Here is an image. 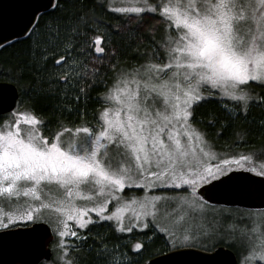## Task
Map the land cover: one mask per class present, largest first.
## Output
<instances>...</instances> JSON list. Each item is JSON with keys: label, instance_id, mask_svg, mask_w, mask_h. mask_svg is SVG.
<instances>
[{"label": "snow or ice", "instance_id": "1", "mask_svg": "<svg viewBox=\"0 0 264 264\" xmlns=\"http://www.w3.org/2000/svg\"><path fill=\"white\" fill-rule=\"evenodd\" d=\"M101 4L120 15L122 23L113 32L90 35L83 15L49 25L50 42L60 39L64 54L55 60L57 71L44 90L56 94L59 88L66 100L86 102L93 87L103 86L95 126L68 127L60 121L55 131H47L34 110H16L0 122V230L49 225L59 237L54 246L58 264H80L74 253L83 243L69 245L68 238L85 242L87 235L79 230L101 222H112L118 233L156 227L168 235L167 246L177 255L197 247L207 251L209 241L213 248L225 242L243 249L240 264H264V228L231 221L222 226L220 220L209 224L197 195L202 185L231 179L232 166L243 167L241 162L251 163L253 156H217L207 132L196 126L197 109L213 98L233 118L247 119L254 105H264V96L254 92L257 85L264 88V0ZM146 18L155 20L147 28L153 40L157 26L163 35L151 52L140 53L142 63L121 67L112 36L126 32L127 46L133 40L143 43L140 29ZM208 124L215 127L216 120ZM235 135L243 140L247 130ZM256 174L264 177V165ZM164 189L185 195L155 194ZM162 209L173 220L171 229L157 224ZM197 219L193 227L190 221ZM142 249L143 243H135V252ZM98 256L100 264H132L103 241Z\"/></svg>", "mask_w": 264, "mask_h": 264}, {"label": "trees", "instance_id": "2", "mask_svg": "<svg viewBox=\"0 0 264 264\" xmlns=\"http://www.w3.org/2000/svg\"><path fill=\"white\" fill-rule=\"evenodd\" d=\"M58 3L59 7H57ZM81 15L85 16L91 25L87 28L90 35H104L113 32L115 26L122 23L120 15L102 6L101 0H56L50 11L39 15L34 27L25 38L0 48V82L11 84L18 91V101L13 112L34 110V114L46 124L47 131H55L60 121L68 127L80 126L85 122H90L94 126L98 117L100 108L98 93L103 91V86L93 87L86 102L83 99L80 102H76L74 99L66 100L59 95V88L56 89V94L44 91L49 88V75H54L57 71V68L54 67L55 60L64 54L60 39L50 42V36L54 33L50 32L49 25L55 28L57 20L64 22L68 21L70 17L75 20ZM97 21L98 25L94 23ZM60 26L61 28L66 27L64 23H61ZM162 30V27H158L155 40L148 31H140L143 34L144 42L138 44V41L133 40L130 47L125 44L123 39L126 32L113 35L112 42L118 49L120 66L131 67L142 63L140 53L152 51V45L158 41ZM60 35L63 37L65 33L61 32ZM84 38L79 37L78 39L83 40ZM137 46L140 51H133V48ZM43 55H47L46 61L42 59ZM112 75V72L108 73L109 83ZM254 92L259 96H264V88L258 85L254 87ZM65 104L71 106L73 110L68 111ZM81 110L83 118H81ZM11 113L0 116V122L9 117ZM213 118L216 120V126L210 127L208 121ZM196 120L197 127L207 132L206 138L213 144L216 151L230 156L240 153L252 154L253 163L264 162V127L260 123L264 121V105H254L249 111L247 119L233 118L213 98L202 103L197 109ZM222 122L227 126L221 128ZM242 129L247 130V135L243 140H240L235 133ZM217 131H220L219 136L216 135ZM160 192L183 194L171 189H164ZM136 193L141 194L140 190ZM81 233L87 235V240L85 242L76 241L75 243L78 244L83 243V249L74 253L81 258L80 264H100L103 258L98 256V251L102 241L109 247L120 246V253L132 256V259L135 260L132 261V264H144L169 251L164 248L163 237L154 236L152 231L142 234L145 237L142 243L146 250L142 249L136 254L131 252L123 238L113 236L112 231L106 230L104 225L92 227L91 234L88 230ZM149 237H152L151 241H148Z\"/></svg>", "mask_w": 264, "mask_h": 264}, {"label": "water", "instance_id": "3", "mask_svg": "<svg viewBox=\"0 0 264 264\" xmlns=\"http://www.w3.org/2000/svg\"><path fill=\"white\" fill-rule=\"evenodd\" d=\"M56 0H0V48L25 38L42 13L50 11ZM15 86L0 82V116L16 108ZM231 179L222 178L197 189L198 197L213 206L264 209V177L246 171H232ZM53 235L47 224L0 231V264H39L51 260ZM174 250L158 255L144 264H238L235 254L223 246L211 251Z\"/></svg>", "mask_w": 264, "mask_h": 264}, {"label": "rangeland", "instance_id": "4", "mask_svg": "<svg viewBox=\"0 0 264 264\" xmlns=\"http://www.w3.org/2000/svg\"><path fill=\"white\" fill-rule=\"evenodd\" d=\"M116 2H117V4H119V0H116ZM143 23H144L145 27L141 28L140 31H143V30L147 31V28L149 26L155 24V20L153 18H146L143 21ZM132 27H135V25H133ZM158 27H160V26H157V28ZM157 32H158V30H157ZM157 32L155 33V35L157 34ZM149 34H150V36H152L151 33H149ZM162 35H163V30H162V34H160V37ZM225 103L226 104L230 103L229 105H231L232 102L228 101V100H225ZM8 118L9 117H7L6 119H8ZM211 145H213V144L211 143ZM212 151L217 156L224 157V158H229V159H232L233 157H237L238 158L242 154V153H240V154L233 155V156L226 155L225 153H221L219 151H216L214 146H213ZM210 162L211 163H217L218 160L213 159ZM241 163L243 164V167H239L238 165L234 164L232 166L233 167V171H236V170L237 171H241L242 170V171H246V172H249V173L257 175L256 172L260 171L261 170V166L264 165V162L253 163V159H252L251 163H249L248 161H242ZM251 167H255L256 171L253 172V171H248L247 170V169H249ZM136 191H138V190H136ZM160 191L161 190H155V194L164 195V196H176V195L183 196V195H185L184 193L183 194L164 193V192H160ZM140 192L142 194L141 190H140ZM189 193H190V190H189ZM135 194L136 195H141V194H137L136 192H135ZM200 202L205 205V212H206V215H207V222L209 224H211V222H213L215 220H220L222 226H226L231 221V222H234L238 227H244L245 225H248L250 227H255L257 229V231L261 230V228H264V209H262V210H249V209H242V208L213 206V205H210V204L204 202L201 199H200ZM161 203H163V202H161ZM163 211H164V209L161 210V214H160V217H159V219L157 221V224L160 227H167V228L171 229L173 227V220L171 218H165L164 215H163ZM48 214L49 213H46V215H48ZM51 215H56V214L54 212H52ZM93 218L96 219L94 214H93ZM199 222H200L199 219L194 220V221H190V223H191V225L193 227H195ZM100 225H104L106 230H109V231L111 230L112 231V235L115 236L116 238L117 237L118 238L121 237L120 239L123 238L124 239V243L128 244V246L130 247L131 252H133L134 254L137 253V252L134 251L135 243H137V242H141L142 243V240L145 239V237L142 236V234L146 233L148 231H152L154 233V236H157V235L162 236L163 237V242H164V248L166 250H169V251L172 250L171 248H169L167 246V240L169 239L168 235L163 233V232H160L158 230V228H156V227L149 228V229H144L143 231H141L139 229H136V230L133 231V233H118V232H116L114 230V227L112 226V222H101L99 224H90L88 226V228L83 229V230H79V231L80 232H84V231H87V230L89 231V230H91L92 227H96V226L99 227ZM50 229H51V232H52V235H53V241L51 243V249H52L53 255H52V259L50 260V262L43 263V264H58V261H57V252H58V250H54V246H55L56 242L59 240V237H58V235H56L54 233L52 227H50ZM151 240H152V237H150L148 241H151ZM72 241L76 242L77 240H76V238L73 237V238H68L67 242L69 243V245H71ZM208 243H209V250H207V252L211 251L212 249H214L217 246H221V245L222 246H226V247L229 248V250H231L235 254V256L238 259V264H240L241 252L243 251L242 248L236 247V246H231L230 247L225 242H218V243H216V246L213 248V247H211V242L209 241ZM108 248L109 249H115L118 252H120L119 251L120 246H116L115 247L113 245L111 247L108 246ZM195 249L201 250V251H205L202 247H197ZM127 258H129L131 260V262L135 261V260L132 259V256H128L127 255Z\"/></svg>", "mask_w": 264, "mask_h": 264}, {"label": "flooded vegetation", "instance_id": "5", "mask_svg": "<svg viewBox=\"0 0 264 264\" xmlns=\"http://www.w3.org/2000/svg\"><path fill=\"white\" fill-rule=\"evenodd\" d=\"M31 226V225H30ZM22 227V226H21ZM50 250H51V259H52V255H53V253H52V249H51V244H50ZM50 262V261H49ZM43 263H48V262H41V263H39V264H43Z\"/></svg>", "mask_w": 264, "mask_h": 264}]
</instances>
